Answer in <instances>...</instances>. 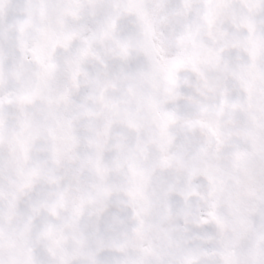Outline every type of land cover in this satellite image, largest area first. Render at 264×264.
I'll return each mask as SVG.
<instances>
[{
  "label": "clouds",
  "instance_id": "obj_1",
  "mask_svg": "<svg viewBox=\"0 0 264 264\" xmlns=\"http://www.w3.org/2000/svg\"><path fill=\"white\" fill-rule=\"evenodd\" d=\"M125 7L0 0V264H264V0Z\"/></svg>",
  "mask_w": 264,
  "mask_h": 264
},
{
  "label": "snow or ice",
  "instance_id": "obj_2",
  "mask_svg": "<svg viewBox=\"0 0 264 264\" xmlns=\"http://www.w3.org/2000/svg\"><path fill=\"white\" fill-rule=\"evenodd\" d=\"M53 2L58 3V4H66L72 8L86 7V8H91V9L102 7L105 3H113V4L122 3L126 5L124 10L128 13V17L125 19L114 21L112 27L114 31L118 30V31L123 32L125 29H127L128 31H133L135 29V26L140 19L139 7L143 3V0H53ZM208 2L215 4L219 7V6H224L227 3V0H208ZM98 19H99V16L95 18V20H98ZM85 22L89 26H94L95 21L92 19H86ZM66 39H71V37L69 36ZM258 55L259 53L257 49L253 46L251 50L249 51V56L251 57V61H252L248 65V68L250 70H255L257 68L256 60H257ZM175 67H180V65L177 64L175 65ZM246 91H249V95L247 99H248L249 106H251L252 105V95H251L250 90H248L247 88H246ZM34 195L35 193L29 194L26 200L33 198ZM208 216L211 218L212 221L215 222V225H209L206 231L215 235L216 228H219L222 233L224 226L217 219L216 215L212 212H209ZM39 228H40V225H39V222H37L36 229L39 230ZM51 231H53V226H49L48 231L45 233V235L47 236ZM234 242L235 241H233V243ZM47 258H48V254L45 251V248L37 246L34 249L33 258L29 260H25L23 264H40L41 261H44ZM53 264H67V261L63 257H60L58 260L55 259V253L53 252ZM186 264H192V261L191 260L186 261ZM223 264H237V261L233 258L232 254L229 253L225 255Z\"/></svg>",
  "mask_w": 264,
  "mask_h": 264
}]
</instances>
